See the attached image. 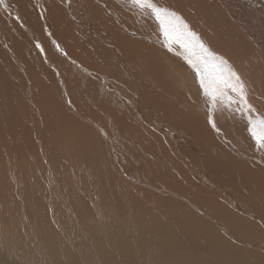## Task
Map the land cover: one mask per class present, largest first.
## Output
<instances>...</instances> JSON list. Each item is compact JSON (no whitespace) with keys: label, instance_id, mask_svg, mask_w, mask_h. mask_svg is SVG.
Listing matches in <instances>:
<instances>
[{"label":"rangeland","instance_id":"rangeland-1","mask_svg":"<svg viewBox=\"0 0 264 264\" xmlns=\"http://www.w3.org/2000/svg\"><path fill=\"white\" fill-rule=\"evenodd\" d=\"M113 4L18 0L19 13L0 8V60L15 82L0 91V264L17 257L25 264H174L175 252L235 264L217 252L228 249L201 245L190 254L180 238L189 227H204L206 236L225 203L246 208L257 198L256 178L232 184L202 171L212 161L224 170L246 163L253 138L237 129L236 112L206 94L180 36L166 38L157 21L126 9L125 0ZM19 7L28 21L17 20ZM222 11L227 21L216 34L195 28L223 81L229 69L246 70L253 84L247 99L264 116V82L255 73L264 52ZM70 51L75 58L63 59ZM95 51V58L78 56ZM224 53L232 65H222ZM145 193L150 217L137 207ZM153 194L178 212L174 235L175 219ZM79 235L88 243L77 250ZM46 242L66 254L57 258Z\"/></svg>","mask_w":264,"mask_h":264},{"label":"bare ground","instance_id":"bare-ground-1","mask_svg":"<svg viewBox=\"0 0 264 264\" xmlns=\"http://www.w3.org/2000/svg\"><path fill=\"white\" fill-rule=\"evenodd\" d=\"M123 1L124 0H114L113 7H118V5ZM17 2L18 0H5L3 4H0V8L7 5L11 9H13L14 12L19 13L16 9ZM156 2L162 6L168 7L171 11L177 13V15L183 20V22L187 24L188 30L194 32L201 43H203L205 37L201 36L197 32L195 26L200 23L205 30L209 31L212 34H216L220 27H222L227 21V15L226 13H224V11H222L225 6V8L229 11L236 22H238L243 29L251 34L254 41L257 42L259 47L264 52V0H156ZM125 5L126 9L131 8L126 4V2ZM197 5L199 7H197ZM19 9H21L22 16L18 14L19 18L17 17V20L20 22L28 21L27 18L23 17V7H19ZM144 11L148 14L147 10ZM190 11H194V13L192 12L194 15H191L192 13L190 14ZM148 15L152 17L150 14ZM198 16L201 22L199 21ZM3 22L4 20L1 19L0 25ZM0 31H2L1 27ZM101 31L103 32V30ZM177 35L180 36L179 34ZM27 36L28 39L26 43H34L31 36ZM186 44V56H189L193 63L198 65V67H194V69H196V71L200 75V78L203 77L206 83H211V81L216 80L217 84H219L221 89H223V94H221V92H215L214 97L221 99L222 103H224L230 110L236 112L239 115L240 121H238L241 122V124L239 123L237 125V129H239V127L241 126L245 127V129H248L247 116L244 114L243 106L237 105L234 102L230 103L227 97L231 96L233 97V99H235L237 98V94L233 91L228 81L222 80L220 70L217 66H213L216 64L212 61V57L208 56L207 52H202L195 40L191 41L190 43L186 42ZM116 45L117 44L114 42V39L111 36V46L116 47ZM72 47L73 45L67 46L68 49H71ZM84 47L85 49H88L89 47L95 48L96 44H85ZM96 51L103 53L104 49H97ZM96 51L87 55L80 52L78 56L80 55L82 56V58L83 56L93 58L94 56H96ZM68 57H74L71 51L66 52V57H63V59H67ZM224 58L225 59L222 60V65L233 64L228 54L224 53ZM193 63L191 64L193 65ZM228 66L224 67V69L227 70L229 68ZM234 72L243 81L248 97V95L251 94L253 90V84H250L247 81V75L245 74L246 70L245 72L240 71L245 80L242 79L239 71ZM263 72L264 64L261 65V68L258 72H255L256 74L262 75L264 82ZM14 85V80L5 72L0 60V91L13 87ZM248 86H251L252 89H247ZM214 89L215 85H213L212 91ZM260 89L264 90V87ZM211 96L213 95L211 94ZM248 102L250 103V100ZM0 113L4 114V108L2 106H0ZM256 114L257 111L255 110L252 115L255 117ZM259 115L261 117H264L260 113ZM240 150H238V152ZM239 153L243 156L241 151ZM244 155L246 156L247 161L239 167L224 170L218 161H212L205 167H203L202 171L204 172L205 170H207L212 173L211 176H213L215 179L226 181L232 184L237 183L242 176H250L256 178V186L259 188V190L257 191V198L250 200L246 205V208L240 207L233 202H231L230 204L225 203L224 208L220 211V215L216 214L221 222L215 221L218 218L214 217V221L219 225L214 223L210 224L212 225L213 229L211 230V232H208L206 236L202 233L204 227L201 229H198L197 227L187 228L185 234L180 238V244L182 247H184L186 252L194 254L198 251L199 246L205 245L212 252H215L218 248L228 249L227 251L222 252L218 250L217 252L219 255H226L227 253H229L231 257L236 260L235 264H264V148L258 147L256 141L253 139V146ZM253 157H256V159H253ZM122 163L124 162L122 161ZM128 191L132 190L129 189ZM152 197L162 202V205L166 208L169 217H173L175 219L173 224L170 225V233L171 235H174L176 229L180 225L178 212L172 207L166 206L165 198H161L157 194H153ZM219 200L224 202L222 196L219 197ZM137 207L142 216L150 217L154 210V207L151 203V196L145 193L144 195L137 197ZM81 236L82 235H79L76 240L77 250H79L78 246L80 243L87 242L83 240V236ZM79 240L81 242H79ZM46 243L50 248L53 247V250L56 249L55 255L58 256L57 258L61 259L62 253L66 254V252L62 251L63 247L62 249H60V247L57 248L49 244L48 242ZM64 245L66 248L68 247L69 249L76 251L75 248L70 245V243H64ZM4 256L7 257L9 255ZM12 259L10 258L11 264H25L19 257ZM173 263L221 264L219 259L216 258L215 260L211 261L196 257H190L180 252L174 253Z\"/></svg>","mask_w":264,"mask_h":264},{"label":"snow or ice","instance_id":"snow-or-ice-1","mask_svg":"<svg viewBox=\"0 0 264 264\" xmlns=\"http://www.w3.org/2000/svg\"><path fill=\"white\" fill-rule=\"evenodd\" d=\"M4 2L5 0H0V4H3ZM125 2L129 7L139 9L141 12L147 10L148 14H150L161 26L163 35L166 38L171 35L179 34L186 42L190 43L195 40L202 52H207L208 56L216 58L215 54L208 52L203 43L199 42L196 34L188 30L187 24L183 22L177 13L171 11L168 7L160 5L156 0H125ZM189 63H193V61L189 60ZM193 66L198 67V65L194 63ZM226 79L230 83L233 91L237 94V98L235 99L231 96H228L227 98L230 103L234 102L237 105L243 106L244 114L247 116V130L251 137L256 141L257 146L264 148V117H261L259 114H256L255 117L252 115L255 110L248 102L245 86L240 77L234 71L229 69ZM200 83L205 87L206 94H209L213 85H215V89L211 92L213 98L215 92H221V94H223V89L217 84L216 80L211 81V83H206L202 77ZM213 126H215L214 120Z\"/></svg>","mask_w":264,"mask_h":264}]
</instances>
